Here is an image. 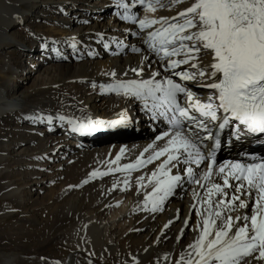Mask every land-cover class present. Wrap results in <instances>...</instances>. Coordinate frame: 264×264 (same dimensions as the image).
I'll list each match as a JSON object with an SVG mask.
<instances>
[{
    "label": "bare ground",
    "instance_id": "bare-ground-1",
    "mask_svg": "<svg viewBox=\"0 0 264 264\" xmlns=\"http://www.w3.org/2000/svg\"><path fill=\"white\" fill-rule=\"evenodd\" d=\"M100 1L0 0V124L10 119V126H16L13 129L15 135L0 136V199L10 200L21 208L27 224L35 228L41 223L33 215L47 213L49 220L44 223V228L49 235L53 233L52 245L60 246L61 250L66 248L68 252L59 256L52 252L39 259L20 253H3L0 264H89V260L91 264H134L135 261L138 264H174L180 251L197 234L184 226L185 218L190 214V224L196 221L191 213L192 186L186 185L156 213L143 210L144 195L150 193L151 188H141L138 192L136 177L151 173L159 161L127 174L109 172L108 162L115 159L121 148L124 153L117 164L111 165L112 168L135 162L149 144H162L163 141H156L155 137L163 130L147 127L154 124L137 103L115 94H100L98 86L92 87V82L97 85L109 82L106 72L114 69L120 75L139 60L131 53L117 54L114 44L108 51L102 44H95L96 33H103L105 41L112 36L124 37L125 28L132 26L117 17L107 15L113 21L106 19V22L90 26H76L78 12H71L72 8L88 11ZM187 2L153 13L137 11L141 18L172 17ZM61 4H66L65 11L71 12L67 18L52 14L60 9ZM41 7L42 14L49 16V27L44 32L32 31L34 36L43 37L32 40L31 46L35 44L36 49L31 52L27 45L23 47L5 33L13 26L21 25L20 21L28 22L26 13L30 8ZM96 10L97 16L105 15V6L99 4ZM81 19L85 21L87 18ZM89 35L91 39H88ZM71 37L97 49L95 53L98 55L87 58L86 51L73 53L68 47ZM53 40L58 41L56 47L61 50L60 56L50 51L51 43L47 50H38L37 46L42 42ZM61 41L63 43H59ZM132 42L138 43L136 40ZM15 50L16 57H12L10 54ZM62 58L66 61L56 62ZM14 80L16 83L12 86L15 89H9L8 84ZM195 91L204 93L208 90ZM132 103L137 112L123 108ZM122 112L129 121L126 125L99 131L94 138L88 139L69 133L70 126L66 122L54 120L49 124L47 120L33 122L25 119L26 116L52 115L55 118L56 115H65L107 121L119 118ZM128 112L135 113L133 117L137 121ZM58 129L64 131L63 136L55 137ZM61 140L64 143L60 144ZM231 144L250 148L247 138ZM231 160L234 159H228ZM94 171L108 174L92 178L90 174ZM14 175L22 179V185L16 186L10 179ZM125 178L129 180L128 186L123 184ZM2 212L13 211L4 205ZM177 214L179 219H176ZM170 220L173 222L168 224ZM165 224H168L167 228ZM182 229L183 236L177 242Z\"/></svg>",
    "mask_w": 264,
    "mask_h": 264
},
{
    "label": "snow or ice",
    "instance_id": "snow-or-ice-1",
    "mask_svg": "<svg viewBox=\"0 0 264 264\" xmlns=\"http://www.w3.org/2000/svg\"><path fill=\"white\" fill-rule=\"evenodd\" d=\"M182 3L185 0H116L117 18L132 27L125 28L123 38L105 41L103 33L95 34L105 51L114 44L117 54L131 53L139 60L120 75L114 69L106 72L109 82H92V87L137 103L152 121L165 126L155 137L162 144H149L135 162L112 168L124 153L121 148L109 160V172L127 174L159 161L151 173L136 177L138 192L151 188L143 201V210L151 213L192 186L196 221L190 224V214L184 226L197 234L174 264H264V157L221 163L215 159L226 128L236 142L264 135V0H188L172 17L141 18L137 11L153 13ZM65 10L58 9L61 14ZM49 43L50 51L60 56L56 40L42 42L41 49L47 50ZM81 44L71 37L68 47L73 53L98 55ZM25 119L66 122L72 133L81 135L129 122L123 112L107 121L65 115ZM105 174L94 171L90 176ZM123 184L128 186L129 180ZM182 236L183 229L177 242Z\"/></svg>",
    "mask_w": 264,
    "mask_h": 264
},
{
    "label": "rangeland",
    "instance_id": "rangeland-1",
    "mask_svg": "<svg viewBox=\"0 0 264 264\" xmlns=\"http://www.w3.org/2000/svg\"><path fill=\"white\" fill-rule=\"evenodd\" d=\"M36 1V0H35ZM37 3V2H36ZM104 1H100V5H104ZM99 4L92 6L91 10H81L78 8L73 7L71 12H78L76 15L79 18V21L76 23V26H90L93 24H97L99 22H106V15H103L102 17L97 16L95 13L97 12V8H99ZM61 8H66V4H61ZM58 10V9H57ZM40 13H39V12ZM69 10L64 11L63 14H61L59 11L53 12L52 14L56 17L61 16L64 18L68 17V14L71 13ZM42 7L41 8H30L28 12L26 13V18L29 20L27 23H21V25L18 26H13L9 31H7L5 34L6 36H12L15 38L20 45H23L25 47L26 45L31 49L30 51L33 52L34 45L31 46L32 40H39L40 37H43L39 35V38L33 35L32 31H37V32H44L46 29L49 27L50 20H47L49 17L48 15H43L42 14ZM105 14V13H103ZM34 16V17H33ZM87 18L88 23L85 24L84 21L81 18ZM107 19H110L107 18ZM46 35V33H44ZM43 34V35H44ZM44 35V36H45ZM38 36V35H37ZM46 37H53V36H46ZM49 39V38H47ZM97 45V42H95ZM57 45V44H56ZM55 45V46H56ZM38 50L41 51L42 49L37 46ZM102 48V47H100ZM91 49L95 52H97V49L92 48ZM101 50V49H100ZM4 51V50H2ZM17 50L13 51L10 55L12 57H16L14 55V52ZM48 54H46L47 57ZM87 58L89 57L86 55ZM41 57H43L41 55ZM90 58V57H89ZM66 59H56V62H65ZM21 70V69H20ZM16 83V81H11L10 84H8V88L12 89L14 88L12 85ZM15 89V88H14ZM128 106V105H127ZM130 106V105H129ZM132 107V105L130 106ZM123 108H127L124 106ZM128 109V108H127ZM126 110V109H125ZM137 112L136 109H133V111ZM121 111H124L122 109ZM39 112V111H38ZM53 113V112H52ZM135 114V113H134ZM11 121L10 119H6V123H1L0 124V136H6L7 134H14L16 133L15 127L16 126H10ZM41 125V124H40ZM14 129V130H13ZM13 130V131H12ZM64 132V131H63ZM58 133V132H57ZM55 133V137L60 135L63 136V133L57 134ZM7 135V136H8ZM15 135V134H14ZM60 144L64 143L63 140L59 141ZM64 148V147H63ZM12 181L16 184V186L22 185V179H19V176H12L10 177ZM24 198L26 199L27 196L24 195ZM4 205H8L9 208L13 211L12 213H5L2 212ZM33 217L36 219V221H39L41 223L40 226H30L27 224L25 221L26 219V214L22 212V209L17 207L16 205L12 204L10 200H5V199H0V255L4 254H17L20 253L21 255L24 256H35V258L39 259L44 256H49L54 252V254L57 256L59 255H66V248L64 250H61L60 246H53V233L51 235L48 234L47 229L44 228L45 222L49 220V217L46 213V215L42 214H35ZM56 249V250H54ZM2 253V254H1ZM4 253V254H3ZM44 264H47V262H44Z\"/></svg>",
    "mask_w": 264,
    "mask_h": 264
}]
</instances>
